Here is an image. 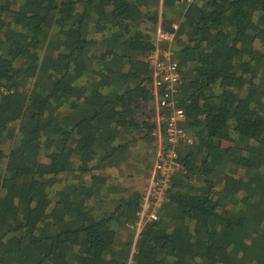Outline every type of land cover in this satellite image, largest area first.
<instances>
[{
  "label": "trees",
  "instance_id": "1",
  "mask_svg": "<svg viewBox=\"0 0 264 264\" xmlns=\"http://www.w3.org/2000/svg\"><path fill=\"white\" fill-rule=\"evenodd\" d=\"M173 22L187 140L137 230ZM0 264H264V0H0Z\"/></svg>",
  "mask_w": 264,
  "mask_h": 264
},
{
  "label": "built area",
  "instance_id": "2",
  "mask_svg": "<svg viewBox=\"0 0 264 264\" xmlns=\"http://www.w3.org/2000/svg\"><path fill=\"white\" fill-rule=\"evenodd\" d=\"M164 30L157 25L154 32V48L148 52L147 63L151 69V92L155 109L156 128L155 155L148 187L142 195L137 211V230L145 222L156 220L162 205L167 201V190L172 175L181 169L179 146L186 142L187 134L183 127L185 111L179 105L178 87L181 81L178 62L172 45L177 22Z\"/></svg>",
  "mask_w": 264,
  "mask_h": 264
},
{
  "label": "rangeland",
  "instance_id": "3",
  "mask_svg": "<svg viewBox=\"0 0 264 264\" xmlns=\"http://www.w3.org/2000/svg\"><path fill=\"white\" fill-rule=\"evenodd\" d=\"M153 145H154V142H153ZM153 155H155V153H154V150H153L152 146L146 148L145 152L143 153V156L146 159L142 160V164L140 166L138 174H132L134 172L132 169L131 170H125L123 172V174H124L123 176L124 177H126V175H129L127 177L128 179L127 178L122 179V177H121L120 180L122 181V185H124L125 187H128L129 191H133V190H135V188H139L140 185L142 186L145 183H146L145 187H148L147 180L149 182V178H150V175H151L153 162H154ZM148 163H150L149 167L146 166ZM107 193L108 192L106 191V187H102L101 192L99 193V195H97L95 197L94 203H95L96 206H98V205L100 206L102 204V207H101L102 211H104V210H106L108 208V205L106 207V203L104 202V197H105V195Z\"/></svg>",
  "mask_w": 264,
  "mask_h": 264
},
{
  "label": "crops",
  "instance_id": "4",
  "mask_svg": "<svg viewBox=\"0 0 264 264\" xmlns=\"http://www.w3.org/2000/svg\"><path fill=\"white\" fill-rule=\"evenodd\" d=\"M147 183H148V180H147ZM146 184V183H145ZM145 184L144 185H140L139 188H135L136 191H139L142 195L145 193L147 187H145ZM144 189V190H143Z\"/></svg>",
  "mask_w": 264,
  "mask_h": 264
}]
</instances>
